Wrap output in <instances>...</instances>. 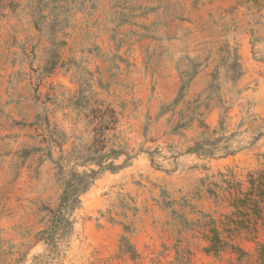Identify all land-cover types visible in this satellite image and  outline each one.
Returning <instances> with one entry per match:
<instances>
[{
  "label": "rangeland",
  "instance_id": "374dc122",
  "mask_svg": "<svg viewBox=\"0 0 264 264\" xmlns=\"http://www.w3.org/2000/svg\"><path fill=\"white\" fill-rule=\"evenodd\" d=\"M98 112L125 154L61 203L98 170ZM201 137L213 156L187 152ZM263 163L264 0H0V264H260L262 221L231 201Z\"/></svg>",
  "mask_w": 264,
  "mask_h": 264
},
{
  "label": "trees",
  "instance_id": "16d2710c",
  "mask_svg": "<svg viewBox=\"0 0 264 264\" xmlns=\"http://www.w3.org/2000/svg\"><path fill=\"white\" fill-rule=\"evenodd\" d=\"M53 47V44H51ZM50 49L51 57L50 59H55L56 54L53 48ZM47 63L50 65L47 66ZM44 66V71H47L48 69L52 70L54 68L55 63L48 60V62ZM186 93V83H183L179 94L177 98L173 101V103L165 108L162 107L161 113L166 112L168 109L173 111L174 108L177 106L178 103H180L183 100V97ZM218 105H220V100H218ZM187 106H192L189 118H187L186 122H177L176 126L174 127L173 131L176 132L178 129L182 127H186L190 122H192L194 119L201 118L202 113L199 112V109L202 106H205V102H201L200 99H197L193 102L187 103ZM219 108L222 106H218ZM226 108L223 109L222 112H220V120H219V129H222L224 127V120L226 115ZM99 115L97 117L92 116V120L95 119L99 123V126L95 128V131L97 133L98 137V143H100L102 146L99 150V152H92L89 155H92V158H87L85 161H83L84 164H88V166L94 165L98 168V170H94L91 168H88L86 171L78 174L72 171L71 173V179L65 184L63 195L61 197V203L63 201H68L69 199L72 200L71 203L75 205L78 203V197L80 194L86 192L89 187L92 185V183L97 179L99 174L104 170H110L114 171L116 169V166H114V161L118 159L120 156L125 154V148L124 146L118 144V143H112L110 145L109 149H105L107 147L105 139H106V133L113 129V127H110L109 125L114 124L115 121L113 119L112 113H106V112H98ZM181 115V114H179ZM200 127L207 128L201 121H199ZM203 136V133H202ZM105 137V139L103 138ZM113 138L117 140L118 138L113 135ZM105 142V143H104ZM205 144H208V140L206 138H200L198 142L194 144L193 147L189 148L187 152L194 153L198 156H213L214 153L210 152L209 150H205L204 146H207ZM231 152H225L223 155L229 154ZM65 160V157L60 156L58 159L54 160V164L56 167L60 170L63 169V161ZM248 189L245 193H242V197L239 196L234 197L231 201V206L234 208L236 212H239L240 210L246 211L249 214H247V217L249 215L253 216L255 220H261L262 221V227L264 230V163L263 168L261 171L257 173L256 176L250 175L248 180ZM62 205H59V208L52 212V220L50 221L51 225L46 230L39 233V236L43 237V240L45 243L49 246L56 247V240H55V233H57L58 229H61L62 222L65 221L66 226L71 225L69 218H64L62 209ZM212 237L210 239V247L205 249L206 253H210L211 251H214V253L218 252L219 245H223L222 240L219 239L218 235L219 233L216 230L212 231ZM62 235V234H60ZM217 249V250H216ZM261 257V263L264 264V250H261L260 253Z\"/></svg>",
  "mask_w": 264,
  "mask_h": 264
}]
</instances>
